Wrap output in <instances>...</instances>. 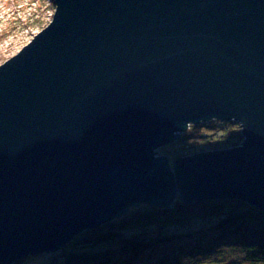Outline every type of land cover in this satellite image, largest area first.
<instances>
[{
    "label": "water",
    "instance_id": "obj_1",
    "mask_svg": "<svg viewBox=\"0 0 264 264\" xmlns=\"http://www.w3.org/2000/svg\"><path fill=\"white\" fill-rule=\"evenodd\" d=\"M212 119L242 142L156 154ZM177 195L264 208V0H55L0 64V264Z\"/></svg>",
    "mask_w": 264,
    "mask_h": 264
},
{
    "label": "trees",
    "instance_id": "obj_2",
    "mask_svg": "<svg viewBox=\"0 0 264 264\" xmlns=\"http://www.w3.org/2000/svg\"><path fill=\"white\" fill-rule=\"evenodd\" d=\"M228 124L222 130L228 132ZM189 135L188 128L182 132V138ZM48 256L43 264H264V208L235 198L187 201L179 195L167 206L141 203Z\"/></svg>",
    "mask_w": 264,
    "mask_h": 264
},
{
    "label": "rangeland",
    "instance_id": "obj_3",
    "mask_svg": "<svg viewBox=\"0 0 264 264\" xmlns=\"http://www.w3.org/2000/svg\"><path fill=\"white\" fill-rule=\"evenodd\" d=\"M54 10L55 0H0V64L10 55L18 53L22 46L30 41V37L36 35L38 29H43L44 23L51 21ZM214 121L212 119L196 124L200 125L199 129L193 128V124H190L188 131L191 132V135L182 138V133H180L179 137L175 138L173 142L159 147L156 154L166 155L170 166H172V162L177 157L230 148L242 142L241 126L237 121L229 120L224 122L222 126L217 125V122ZM229 122L230 130L228 132L222 130L223 125ZM202 125H208L209 129L203 128ZM200 130L204 133V136H198L202 133ZM129 208L122 215H125ZM52 253L30 254L16 262L33 264L32 261L34 260L43 264L47 258L50 259V256L46 257V255ZM58 253L56 255L59 256ZM55 261H58V259H55Z\"/></svg>",
    "mask_w": 264,
    "mask_h": 264
},
{
    "label": "bare ground",
    "instance_id": "obj_4",
    "mask_svg": "<svg viewBox=\"0 0 264 264\" xmlns=\"http://www.w3.org/2000/svg\"><path fill=\"white\" fill-rule=\"evenodd\" d=\"M190 124L188 125V128H189ZM81 233V232H80Z\"/></svg>",
    "mask_w": 264,
    "mask_h": 264
}]
</instances>
